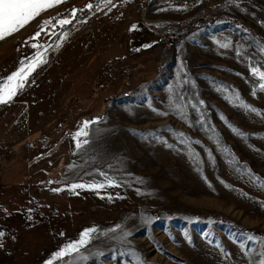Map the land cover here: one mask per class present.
I'll list each match as a JSON object with an SVG mask.
<instances>
[{"label":"rangeland","instance_id":"374dc122","mask_svg":"<svg viewBox=\"0 0 264 264\" xmlns=\"http://www.w3.org/2000/svg\"><path fill=\"white\" fill-rule=\"evenodd\" d=\"M261 46L264 0H53L0 40V82L35 65L0 102V264L264 261Z\"/></svg>","mask_w":264,"mask_h":264},{"label":"snow or ice","instance_id":"6c2138e0","mask_svg":"<svg viewBox=\"0 0 264 264\" xmlns=\"http://www.w3.org/2000/svg\"><path fill=\"white\" fill-rule=\"evenodd\" d=\"M55 2H60V0H55ZM107 2H110V0H107ZM51 6H53V0H0V40L5 39L6 36L14 34L29 21L34 19L41 11L46 10ZM88 7L91 8L92 5H88ZM61 23H68V21H61ZM223 46L227 47V45ZM260 50L264 52V46H261ZM34 67L35 65H31L27 68V70L25 67H21L17 72L9 76L6 82H0V102H3L5 97L11 99L17 89L23 87V80L26 79L27 72H30ZM250 69L252 74H258L260 79L264 80V70H258L256 67L251 65ZM260 88L264 89V84H261ZM253 94L255 95V92H253ZM239 106L251 112H258V110L253 108L251 105L241 103ZM96 122L97 121H85L84 127L87 128L89 124ZM230 127L232 126L230 125ZM233 131L237 132L239 135H245L234 127ZM81 134L82 133L78 132L77 137ZM83 134L86 135V133ZM75 138L76 137H74V139ZM84 143H87V140H85ZM77 147H80L79 140H77ZM169 147H171V145H169ZM261 186L264 187V183H262ZM78 187L82 188L84 185H72L73 189ZM54 191H60V189H55ZM91 231H94V229L86 230L84 237H88V234ZM2 235L3 233H0V236ZM85 242L86 241L82 239L77 242V244L68 245L66 247L75 250L78 245H82ZM262 255H264V253H262ZM260 264H264V261H261Z\"/></svg>","mask_w":264,"mask_h":264},{"label":"built area","instance_id":"2783aa9c","mask_svg":"<svg viewBox=\"0 0 264 264\" xmlns=\"http://www.w3.org/2000/svg\"><path fill=\"white\" fill-rule=\"evenodd\" d=\"M153 30L156 31L158 33V35H160L159 36L160 41L164 40V38L166 37V34L168 33L167 29L160 30L158 24L153 25Z\"/></svg>","mask_w":264,"mask_h":264}]
</instances>
